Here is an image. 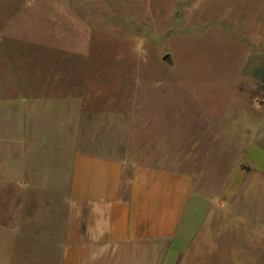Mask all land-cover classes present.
<instances>
[{"label":"rangeland","instance_id":"374dc122","mask_svg":"<svg viewBox=\"0 0 264 264\" xmlns=\"http://www.w3.org/2000/svg\"><path fill=\"white\" fill-rule=\"evenodd\" d=\"M263 11L264 0H0V217L10 215L11 197L16 206L25 199L48 205V240L18 241L13 261L57 264L79 149L156 165L181 155L211 205L176 264H264V175L240 158L242 144L203 143L209 134L202 132L207 122L254 114V103L234 94L232 84L243 57L240 32ZM32 90L48 94L42 198L37 189L26 191L23 179L1 173L6 156L46 171L39 150L28 149L40 129L22 126ZM184 135L201 142L191 145L192 159L185 158ZM20 244L30 254L20 255ZM8 258L0 255V264Z\"/></svg>","mask_w":264,"mask_h":264},{"label":"crops","instance_id":"0c3cea01","mask_svg":"<svg viewBox=\"0 0 264 264\" xmlns=\"http://www.w3.org/2000/svg\"><path fill=\"white\" fill-rule=\"evenodd\" d=\"M245 29L247 31L240 32L238 39L243 55L240 71L232 85L234 94L244 95L254 103V114L241 120L233 116L227 122H212V127L207 122L202 132L209 134V139H203V143L242 144L240 158L264 175V115L259 119L256 115L257 112L264 113V11L253 28ZM31 92H34L29 94L31 97L24 99L30 108L22 126L30 132L37 131L36 126L40 129L37 137L29 139L28 149L39 150L46 159V171L38 174L32 165V169L27 170L21 162L16 164L14 157L6 156L5 169L1 173L23 179L26 191L37 189L36 197L40 194L42 198V186L47 181L50 164V139L43 136L47 123L42 112L48 94ZM238 105L237 110L245 108L244 104ZM225 130L231 133L226 135ZM193 143L201 142L198 139L184 141L185 146L190 145L184 148L190 153L186 159H192ZM181 160L180 155L176 163L156 165L116 154L75 149L69 189L63 200V231L57 264H176L204 225L211 205V198L195 188L198 174ZM126 165L128 173L125 172ZM25 175H30L32 181L27 182L22 177ZM37 175L43 177L32 178ZM10 203V215L0 217V239H7V245L0 246V255L9 257L3 264H18L13 261L18 241L48 240V205L45 200L25 199L16 206L13 197ZM33 208L37 212L35 215ZM2 234H8V237H1ZM19 249L20 255L30 254L29 248ZM41 250L42 256H48L47 248Z\"/></svg>","mask_w":264,"mask_h":264}]
</instances>
